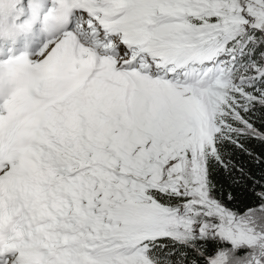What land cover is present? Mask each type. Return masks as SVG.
I'll return each mask as SVG.
<instances>
[{
    "label": "snow or ice",
    "instance_id": "obj_1",
    "mask_svg": "<svg viewBox=\"0 0 264 264\" xmlns=\"http://www.w3.org/2000/svg\"><path fill=\"white\" fill-rule=\"evenodd\" d=\"M0 264H264V0H0Z\"/></svg>",
    "mask_w": 264,
    "mask_h": 264
}]
</instances>
